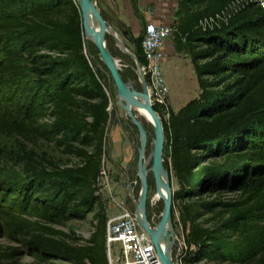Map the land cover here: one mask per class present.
<instances>
[{"label": "trees", "instance_id": "obj_1", "mask_svg": "<svg viewBox=\"0 0 264 264\" xmlns=\"http://www.w3.org/2000/svg\"><path fill=\"white\" fill-rule=\"evenodd\" d=\"M237 1L177 0L175 38L187 44L199 88L162 119L181 264H264V8L245 0L234 10ZM94 68L76 0H0V133L52 142L79 160L60 168L34 150L0 151V177L12 184L0 198V227L48 264H108L98 182L110 99ZM89 213L94 230L84 243L52 227Z\"/></svg>", "mask_w": 264, "mask_h": 264}, {"label": "rangeland", "instance_id": "obj_2", "mask_svg": "<svg viewBox=\"0 0 264 264\" xmlns=\"http://www.w3.org/2000/svg\"><path fill=\"white\" fill-rule=\"evenodd\" d=\"M78 3V0H76ZM97 7L100 11L102 18L106 23L110 24L111 29L114 31V35L106 34L104 40L106 46L112 57L117 61L118 68L122 79L127 82L132 88L137 91H141V83L137 72L136 62L133 57L126 53L128 51L131 54L137 56L136 43L140 39L141 34L137 39H132V43L125 38L121 31L126 32L125 28H119L115 22L111 19L109 12L106 11L104 4L101 0H96ZM178 2L176 1V8L174 14L176 21H180L183 15L178 11ZM153 23V22H149ZM177 23H170L174 28L173 34L168 39H174L178 44L179 53L187 60L181 62L182 70L191 68L192 61L190 57L187 44L183 39L175 38V26ZM166 25V24H165ZM145 27V26H144ZM144 29V28H143ZM143 32V31H142ZM121 37L124 44L123 49L118 43L117 39ZM167 40V39H166ZM84 54L86 55L89 62L94 65V69L98 71L101 78V82L104 89L109 96L110 105L108 111L110 112V119L107 126L106 141H105V156L103 157V167L101 176L99 178L98 187L99 193L102 196L106 217L107 219L111 216L117 215L121 210V205H124L128 209H134V200H138L141 189L140 179L137 175V161H138V150L140 147L139 132L137 127L131 122L129 116L130 113L124 112L120 105L116 93V88L113 80L105 67L100 61L98 51L92 42L84 37ZM193 66V65H192ZM168 71V70H167ZM194 71V70H193ZM165 83L168 88L167 92V109H162L160 106V113L157 112L158 116L162 119L167 120L169 118L168 111L172 109L170 103L171 96H178L183 86V80L189 82L186 85L187 96L185 100L190 101L192 97L199 95V88L196 82H190V75L184 74L181 80V84L177 85L179 78L176 80L174 72H166L163 69ZM194 76L196 77L195 73ZM171 82V83H170ZM198 83V82H197ZM194 84V85H193ZM3 93L0 91V104L2 102ZM1 110V109H0ZM1 112V111H0ZM131 113L135 115L137 111L132 110ZM143 127L147 132V139L145 145V151L148 152L153 148L152 141L154 139V129L149 127L146 123H143ZM118 134L122 137L121 140L118 138ZM133 145V151H131V157L125 158L123 152L127 149V146ZM132 147V146H131ZM34 150L37 155V160L46 164L47 162H53L60 168L72 167L79 164L78 158L66 153L62 148L56 147L52 142L39 139L29 140L18 135H3L0 133V151L2 152H19L22 149ZM166 140L164 143L163 159L166 154ZM171 174V186L172 193L178 189V184L175 176L169 166L168 168ZM148 194H147V206L146 214L148 220L153 218L154 223H157L162 210L163 202L161 199L153 201L154 196V182L152 173L149 174L148 178ZM12 186L11 183L2 177H0V198L9 194V189ZM130 189H132V195H130ZM173 195V194H172ZM226 196H230L227 194ZM17 199V195H11L8 200ZM2 199H0L1 202ZM138 205V202H137ZM173 215L170 224V229L173 231L175 236L174 241L171 239V246L169 248L170 257L173 261H177L181 264L180 258L185 252L184 242V229L182 228L179 221L178 206L172 205ZM16 214H22L21 211H17ZM25 216V215H22ZM107 221V220H106ZM92 213H89L84 219H69L64 221L60 226H52L58 230H61L71 236H75L79 239V243H84L91 235L94 230L93 227ZM153 226V225H151ZM16 250L18 253L14 257L9 258L7 254L10 250ZM0 264H48L43 261H39L31 256L24 247L19 243L18 237L9 231H6L0 227ZM193 264H239L234 262L225 263H213L207 260H201Z\"/></svg>", "mask_w": 264, "mask_h": 264}, {"label": "water", "instance_id": "obj_3", "mask_svg": "<svg viewBox=\"0 0 264 264\" xmlns=\"http://www.w3.org/2000/svg\"><path fill=\"white\" fill-rule=\"evenodd\" d=\"M78 7L80 10L81 16V25L83 30V35L93 45L96 47L99 55L100 61L107 68L113 83L116 88L117 97L119 100V105L124 112H129L131 122L137 127L139 132V141L140 147L138 150V161H137V175L140 179L141 189L139 193L138 205L142 211V218L140 219L139 212L137 209V214L139 217L140 224L142 228L148 233L156 253L162 264H178L177 261H173L165 251L160 246V241L164 242L172 239L174 241L173 231L170 229V224L172 220V186H171V174L170 170L165 166L163 159L164 143H165V134L162 121L158 116L157 112L153 108V104L150 101L149 93L147 87L141 78V91H137L132 88L127 82H125L119 72L117 61L112 57L108 48L106 46V41L104 37L108 32V28H111L110 24L102 18L100 11L97 7L96 0H78ZM89 13H92L96 16L98 20V27L95 28L92 26L88 20ZM122 35L132 43V40L127 37L124 31H121ZM114 35V34H110ZM117 43L123 48L124 44L121 40V37L117 39ZM127 54L131 55L134 60H136L137 65L139 66V61L135 54H131L126 51ZM139 75V74H138ZM144 108L148 110L154 120V139L152 141V162L150 171L152 172L153 182H154V195H158L163 202V210L161 216L156 224L153 226L150 225L147 214V194L149 189V184L146 179V174L142 172L141 169V160L145 152V145L147 139V132L141 123L134 117L131 113L132 108ZM141 137V138H140ZM165 191V193L163 192ZM154 197V196H153Z\"/></svg>", "mask_w": 264, "mask_h": 264}, {"label": "built area", "instance_id": "obj_4", "mask_svg": "<svg viewBox=\"0 0 264 264\" xmlns=\"http://www.w3.org/2000/svg\"><path fill=\"white\" fill-rule=\"evenodd\" d=\"M243 1L238 0L232 8L235 10ZM264 8V0H256ZM216 17H208L200 20L198 27L205 29L216 24ZM174 32L170 24L147 23L140 39V57L137 72L140 83L141 76L147 87L150 101L162 109H167L168 88L163 73L162 46ZM138 59V56H136ZM136 62V60H135ZM132 195V189H130ZM139 199V198H138ZM134 200V209H128L121 205L117 215L111 216L105 226V253L108 264H162L155 247L148 235L142 228L137 214ZM154 225L153 218L148 220ZM186 249V245H184Z\"/></svg>", "mask_w": 264, "mask_h": 264}, {"label": "crops", "instance_id": "obj_5", "mask_svg": "<svg viewBox=\"0 0 264 264\" xmlns=\"http://www.w3.org/2000/svg\"><path fill=\"white\" fill-rule=\"evenodd\" d=\"M176 1L177 0H101L115 24L119 28H125L127 37L134 40L137 39L140 34L142 35L144 26L149 22L155 24L177 23L174 14ZM177 45L174 39L165 40L162 46L163 69L166 70V72H174L176 80L179 78L177 85L181 84L182 77L186 73L191 76V84L194 80L198 85L192 65L190 70H182L181 62L187 59L179 53ZM183 81V86L180 89L181 92H183L179 93L178 96H171L170 98V103L174 112H177L188 102L185 98L188 95L186 92V85L189 82L186 80V77ZM118 138L119 140L122 139L119 134ZM131 146L129 144L127 149L123 152L125 158L131 157L133 145Z\"/></svg>", "mask_w": 264, "mask_h": 264}, {"label": "bare ground", "instance_id": "obj_6", "mask_svg": "<svg viewBox=\"0 0 264 264\" xmlns=\"http://www.w3.org/2000/svg\"><path fill=\"white\" fill-rule=\"evenodd\" d=\"M88 20L92 26H94L95 28L98 27V20H97L95 15H93L92 13H89ZM107 30L110 34H114V31L111 28H108ZM87 40H89V39H87ZM132 110L137 111V113L134 115V117L141 123L142 126H143V123H146L147 125H149V127H152V128L154 127L153 117L151 116V114L148 110L141 108V107L132 108L131 111ZM152 149L153 148H151L148 152L145 151L144 155L142 157V160H141V169H142V172L144 174H146L147 181L149 178V174L152 173L150 171L151 162H152ZM163 192L165 193L164 190H163ZM158 199H160L159 196L157 194L154 195L153 201H157ZM137 209H138L139 216L141 219L142 218V211L140 209V205L137 206ZM160 246L165 251V253L170 257L169 248L171 246V239L167 242H164L163 240H161Z\"/></svg>", "mask_w": 264, "mask_h": 264}]
</instances>
